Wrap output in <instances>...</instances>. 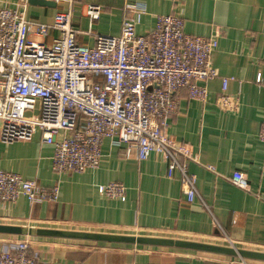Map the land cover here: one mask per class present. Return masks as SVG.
I'll list each match as a JSON object with an SVG mask.
<instances>
[{
	"label": "crops",
	"instance_id": "crops-1",
	"mask_svg": "<svg viewBox=\"0 0 264 264\" xmlns=\"http://www.w3.org/2000/svg\"><path fill=\"white\" fill-rule=\"evenodd\" d=\"M44 1L47 5L27 2L26 19L51 26L56 14L69 12L80 45H93L96 35L119 36L122 20L130 14L126 4L145 8L146 14L135 27L139 36L153 30L158 16L173 13L183 20L185 34L217 38L211 58L217 77L205 84L206 101L191 100L180 91L177 111L167 120L168 138L188 146L196 160L185 164L195 177L198 196L187 203L179 174L166 177L167 164L161 155L153 153L145 161L126 159L109 140L101 146L97 169L56 174L51 168L53 150L42 142L35 109L26 113L23 123L0 119V171L15 173L36 186L56 187L58 198L35 205L22 197L14 203H0V224L210 244L224 241L264 252V144L258 139L264 86L254 82L258 74L264 77V0ZM19 2L0 0V5L16 7ZM88 5L101 8L98 19L87 17ZM57 36V31L49 30L46 37L31 35L30 39L50 45ZM222 80L228 81L225 94L238 99L234 113L216 106ZM235 172L245 176L247 191L231 184ZM109 183L125 187L123 200H111L98 192L99 186ZM6 237L0 238V246L22 240ZM29 241V255H36V264H264L159 247L99 243L86 248L57 239Z\"/></svg>",
	"mask_w": 264,
	"mask_h": 264
},
{
	"label": "built area",
	"instance_id": "built-area-1",
	"mask_svg": "<svg viewBox=\"0 0 264 264\" xmlns=\"http://www.w3.org/2000/svg\"><path fill=\"white\" fill-rule=\"evenodd\" d=\"M26 6V0L16 7L0 5V119L23 123L26 113L37 109L42 142L52 147L51 168L58 175L97 169L105 140L119 147L126 159L145 161L159 154L167 164L166 177L178 173L186 201L192 203L198 196L196 180L185 162L196 160L188 146L168 138L167 120L177 111L180 91L191 100L206 101L205 84L217 77L211 64L217 38L185 34L183 20L173 13L158 16L153 30L139 36L135 27L145 8L126 4L130 14L123 18L119 36L96 35L93 45L85 46L75 41L69 12L56 14L46 26L26 19ZM85 13L96 20L101 8L88 5ZM49 30L58 32L50 45L30 39L46 37ZM227 82L222 80L216 106L234 113L239 102L225 94ZM254 82L264 86V77L258 74ZM258 139L264 144V114ZM229 180L248 190L241 172ZM98 192L123 200L126 189L109 183ZM21 197L31 205L55 202L58 189L0 171V203ZM30 252L27 239L8 243L0 248V264H36Z\"/></svg>",
	"mask_w": 264,
	"mask_h": 264
},
{
	"label": "water",
	"instance_id": "water-1",
	"mask_svg": "<svg viewBox=\"0 0 264 264\" xmlns=\"http://www.w3.org/2000/svg\"><path fill=\"white\" fill-rule=\"evenodd\" d=\"M31 5H47L44 0H27ZM0 235L20 237H43L52 239L90 240L100 244H113L123 246L159 247L177 249L181 251H193L196 253L220 255L241 260L264 262V252L245 250L235 247H225L198 241L179 240L172 238L134 236L124 234H107L71 230H58L49 228H24L18 225L0 224Z\"/></svg>",
	"mask_w": 264,
	"mask_h": 264
},
{
	"label": "rangeland",
	"instance_id": "rangeland-1",
	"mask_svg": "<svg viewBox=\"0 0 264 264\" xmlns=\"http://www.w3.org/2000/svg\"><path fill=\"white\" fill-rule=\"evenodd\" d=\"M16 225V224H15ZM18 226H20L19 224H17ZM21 227H24V228H36L35 226H28V225H26V224H21ZM49 229H58V230H70L69 228H67V227H56V228H49ZM71 231H74V230H72L71 229ZM0 238H7L6 236H1L0 235ZM10 238H13V239H18V237H10ZM19 238H21V239H23V240H31L32 238H34V239H42L43 237H36V236H33V237H29V236H21V237H19ZM45 239V238H44ZM47 239H52V238H47ZM58 241H62V242H70L71 244H81V245H84L86 248H87V246H89V248L90 247H93V246H96V245H98L99 243H97V242H95V241H90V240H73V239H57ZM30 242V241H29ZM217 245H222V246H225V247H235V246H232V245H229V244H227L226 242H224L223 241V243H221V244H217ZM2 246H0V248H1ZM236 248V247H235ZM174 250H177V249H174ZM177 251H180V250H177ZM181 252V251H180ZM235 260H240L241 261V259H239V258H234ZM242 261H247V262H251V260H242Z\"/></svg>",
	"mask_w": 264,
	"mask_h": 264
}]
</instances>
